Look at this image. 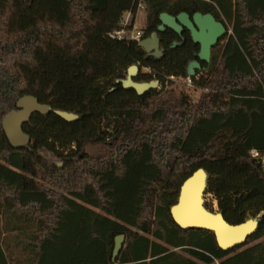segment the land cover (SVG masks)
<instances>
[{"label": "trees", "instance_id": "1", "mask_svg": "<svg viewBox=\"0 0 264 264\" xmlns=\"http://www.w3.org/2000/svg\"><path fill=\"white\" fill-rule=\"evenodd\" d=\"M134 3L0 0V264H113L120 235L116 264H264V0H145L142 30L157 33L160 58L109 37ZM190 10L232 34L189 87L198 46L158 27ZM132 66L162 90H125ZM25 96L52 113L32 116L31 143L16 150L2 121ZM198 169L228 223L262 216L244 245L222 250L212 232L173 221Z\"/></svg>", "mask_w": 264, "mask_h": 264}, {"label": "water", "instance_id": "2", "mask_svg": "<svg viewBox=\"0 0 264 264\" xmlns=\"http://www.w3.org/2000/svg\"><path fill=\"white\" fill-rule=\"evenodd\" d=\"M161 25L158 32L163 33L167 29L172 30L177 35H181L184 29L191 34L193 43L200 47L197 54L198 61L189 64L188 73L193 77L201 69L200 62L209 64L211 52L219 41L229 35L226 27L217 22L213 16L195 14L193 20L186 13L173 17L167 13L160 16ZM139 47L146 54L160 58L163 53L160 49V39L157 33L150 38L138 43ZM175 43L174 47L178 46ZM139 67L132 66L128 69V77L125 80L117 81L125 90L135 91L139 96L157 90L158 81L149 83H138L135 79L139 75ZM17 110L12 111L2 121L3 131L9 144L16 150L23 149L31 143V138L24 132V126L31 120L34 114L49 115L52 113L51 107L41 104L33 96L21 98L16 106ZM57 116L67 122H74L78 117L66 112H55ZM208 174L204 169L196 170L182 184L177 203L170 209L173 221L184 230L200 229L210 231L214 234L216 242L222 250H231L242 246L249 237L255 234L260 226L262 216L250 219L238 225H231L226 221L223 214L211 212L207 209L204 197L208 187ZM126 242V237L120 235L115 239L112 263L116 264Z\"/></svg>", "mask_w": 264, "mask_h": 264}, {"label": "built area", "instance_id": "3", "mask_svg": "<svg viewBox=\"0 0 264 264\" xmlns=\"http://www.w3.org/2000/svg\"><path fill=\"white\" fill-rule=\"evenodd\" d=\"M146 13L145 0H135L132 10L128 11L125 19L121 23V28L119 31L109 35L111 40L122 41L129 40L135 41L137 43L144 40L143 30L139 28L138 23L144 18ZM170 81L179 84L180 81L174 77L170 78ZM187 85L190 87L192 85V78H188ZM159 88V87H158Z\"/></svg>", "mask_w": 264, "mask_h": 264}, {"label": "flooded vegetation", "instance_id": "4", "mask_svg": "<svg viewBox=\"0 0 264 264\" xmlns=\"http://www.w3.org/2000/svg\"><path fill=\"white\" fill-rule=\"evenodd\" d=\"M182 13H186L189 17H190V20L192 21L193 20V17H194V15L195 14H202L203 16H205V15H211V16H213L214 17V19L217 21V22H219V23H222L225 27H226V29H227V31L230 33V31L228 30V28H227V26H226V24H224L218 17H216L212 12H200V11H194V10H190V11H187V12H181L180 14H182ZM180 14H178V15H180ZM178 15H176V16H173V17H177ZM161 25V24H160ZM143 33H144V39H147L146 38V36H147V33L145 32V31H143ZM184 34H187V35H189V37L191 38V34H190V32L188 31V30H186V29H184V31L182 32V34L181 35H179V36H183ZM228 37H229V35H227ZM227 36H225L224 38H222L220 41H219V43H218V45L222 42V40L223 39H225V38H227ZM192 40V39H191ZM193 42V41H192ZM217 45V46H218ZM197 46V45H196ZM216 46V47H217ZM198 48H199V51H200V47L198 46ZM199 51H198V53H199ZM197 53V54H198ZM197 54H196V57H197ZM147 56H149V57H154L153 55H150V54H147ZM156 58V57H155ZM195 61H198L199 62V60H198V58H196V60ZM204 64H207V63H202V62H200V65H201V69L199 70V71H203L205 68H204ZM198 72V71H197Z\"/></svg>", "mask_w": 264, "mask_h": 264}, {"label": "rangeland", "instance_id": "5", "mask_svg": "<svg viewBox=\"0 0 264 264\" xmlns=\"http://www.w3.org/2000/svg\"><path fill=\"white\" fill-rule=\"evenodd\" d=\"M138 26H139L140 29H143V27H144V18L139 21ZM231 34H232V31H230L229 35H231ZM176 85H178V84H176ZM161 90H162V87L159 86L158 91H161ZM199 96H200V91L194 93L195 99H198ZM204 199H205V204H206L207 208L213 210L214 212H218L219 211L218 204H217V202L214 200V198L211 195H206L204 197Z\"/></svg>", "mask_w": 264, "mask_h": 264}]
</instances>
